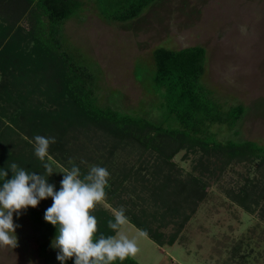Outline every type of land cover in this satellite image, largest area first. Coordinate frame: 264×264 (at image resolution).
Instances as JSON below:
<instances>
[{
  "label": "trees",
  "instance_id": "1",
  "mask_svg": "<svg viewBox=\"0 0 264 264\" xmlns=\"http://www.w3.org/2000/svg\"><path fill=\"white\" fill-rule=\"evenodd\" d=\"M5 1L13 7L16 22L28 13L30 28L9 22L10 16L0 22V73L3 75L0 84V168L16 163L29 172L46 175L45 164H49L54 171L48 156L41 161L35 155L33 144L37 135L54 137L48 154L66 168L64 171L70 170L73 164L78 165L82 175L89 171L91 161L105 165L104 160L95 159L87 145L78 141L82 135L97 138L95 149L108 152V155L114 154L119 147L151 148L158 154L154 162L159 168L170 163L176 145L187 143L188 147L212 149L216 155L220 154L221 170L231 163L258 162L263 171L261 177L248 178L239 191L229 192V196L247 212H258L264 219V145L234 137L221 141L212 131L214 124H220L239 135L237 126L247 108L242 103L225 108L212 95L203 81L207 62L204 46L174 49L160 45L154 49L153 67L148 70L146 79L149 89L160 98L162 112L157 119H150L145 113L102 105L100 68L95 62L91 66L65 32L68 20L82 11L83 0ZM95 1L104 20L124 23L139 18L157 0ZM4 9L8 11V7ZM210 164L211 161L203 163V170L213 174L216 166L211 169ZM141 169L147 168L141 165L139 173ZM11 175L9 170V177ZM140 179L135 176V182L138 180L143 185L137 189L124 186V177L116 184L118 186L106 188L105 198L113 203L114 209L119 212L123 209L127 219L155 243L172 245L202 200L196 185L201 179H181L175 172L166 173L159 186L152 178L146 182ZM61 180L56 173L49 177L57 190ZM143 183H152L148 198L137 195L146 192ZM204 185L207 186L206 181ZM51 204L49 197L38 206H29L23 211L39 230L40 254L45 262L61 264L57 260L58 249L51 246L57 229L44 219L45 210ZM92 214L98 221L97 235L116 234L108 227V221L114 219L115 214L102 207H95ZM172 223L178 231L167 237L162 229ZM67 264H74V258ZM115 264L141 263L130 256Z\"/></svg>",
  "mask_w": 264,
  "mask_h": 264
},
{
  "label": "rangeland",
  "instance_id": "2",
  "mask_svg": "<svg viewBox=\"0 0 264 264\" xmlns=\"http://www.w3.org/2000/svg\"><path fill=\"white\" fill-rule=\"evenodd\" d=\"M83 2L82 11L68 20L65 32L91 66L96 63L100 68L102 105L157 119L162 112L160 98L149 89L146 79L153 67L154 49L160 45L174 49L202 45L207 49L203 81L212 95L225 108L239 103L247 108L237 126L239 135L220 124H214L212 131L221 141L234 137L264 145V0H157L139 18L124 23L104 20L95 0ZM8 4L0 0V22L10 16L9 22L29 29L28 13L16 22L14 9ZM5 6L8 11L2 10ZM2 80L0 73V84ZM80 138L78 141L87 145L91 156L105 161L104 167L110 173L105 191L118 186L124 177V186L137 189L143 185L139 179L135 182V176L141 177V182L152 178L157 186L168 172L189 181L201 179L196 185L202 200L172 245L155 243L128 219L121 226L122 234L137 241L139 250L132 257L139 263L264 264V219L258 212H247L229 196V192L239 191L248 178L261 177L263 171L258 162L231 163L221 170L220 154L212 149L188 147L186 143L176 145L170 163L159 168L154 162L158 154L151 148L119 147L108 155L95 149L97 138ZM47 156L56 175L63 178L60 171L66 168L53 155ZM210 161L211 169L216 166L213 174L202 166ZM94 165L100 166L91 161L88 170ZM141 165L147 169L139 173ZM205 181L207 186L203 187ZM144 186L146 192L137 195L148 198L152 183ZM105 196L95 207L117 215L119 211ZM132 196L137 200L136 195ZM14 222L18 225L17 245L0 246V264H47L40 254L39 230L32 220L22 210L21 215L14 214ZM162 230L168 237L177 229L172 223Z\"/></svg>",
  "mask_w": 264,
  "mask_h": 264
},
{
  "label": "clouds",
  "instance_id": "3",
  "mask_svg": "<svg viewBox=\"0 0 264 264\" xmlns=\"http://www.w3.org/2000/svg\"><path fill=\"white\" fill-rule=\"evenodd\" d=\"M35 155L45 161L50 142L54 137L37 135ZM11 170V177H9ZM53 171L45 164V174L29 172L12 163L0 168V246L17 245L14 214L19 216L29 206L36 207L43 199L52 198V204L45 210L44 219L57 229L51 246L58 249L57 260L67 264L74 258V264H115L138 252L137 241L122 234L119 229L127 222L123 209L108 221V227L115 235L98 232L97 217L92 214L96 204L105 196L110 173L106 167L94 165L82 175L78 165L63 172L60 187L49 182Z\"/></svg>",
  "mask_w": 264,
  "mask_h": 264
}]
</instances>
